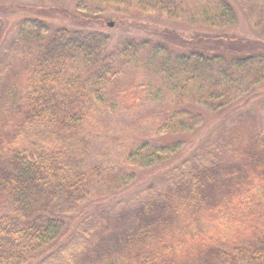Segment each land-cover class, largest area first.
I'll return each instance as SVG.
<instances>
[{
	"label": "trees",
	"instance_id": "16d2710c",
	"mask_svg": "<svg viewBox=\"0 0 264 264\" xmlns=\"http://www.w3.org/2000/svg\"><path fill=\"white\" fill-rule=\"evenodd\" d=\"M0 264H264V0H0Z\"/></svg>",
	"mask_w": 264,
	"mask_h": 264
},
{
	"label": "rangeland",
	"instance_id": "374dc122",
	"mask_svg": "<svg viewBox=\"0 0 264 264\" xmlns=\"http://www.w3.org/2000/svg\"><path fill=\"white\" fill-rule=\"evenodd\" d=\"M27 1L33 2V3H39V4H45L49 2V0H27ZM50 21L55 25H62V26L69 25V21L67 19L65 20L53 19ZM156 23L157 22H154V21H152V23H147V19H146L144 23L142 21L138 22L136 24L137 26L135 24L127 26L126 24V25H123V27L121 26L111 27V29H109L108 32H111L115 37L118 36V37L123 38L125 36H136L138 39H146L147 37H150V34L154 32L156 29L162 30L163 28L172 27L171 28L172 30L174 28H177L179 32L182 31L181 27H174L175 25L183 26L181 24H177L174 22L163 23L162 21H158V23L157 24ZM248 31H252V29L248 25V22L245 20L244 21L241 20V22L237 25L236 28H234L232 32L238 33V35L239 34L243 35L247 33ZM138 117H139V113L133 112L132 114L126 115L124 121L118 120V122L114 125V128L109 130V133L107 134V136H104L103 141H106L105 144L104 145L102 144L97 150L92 152L91 154L92 158L89 161L92 162L96 159L103 160L105 158H108V155L110 154L109 156H111V151L113 150L114 151L118 150L120 152L123 151L127 147V144L125 143V141L127 139L129 140V137L137 133H143L145 131H148L150 129L151 122L135 123L136 120H138ZM210 125L213 126V123H211ZM208 131H209L208 129L206 131V129L202 128L199 131H196L192 134L187 135L186 137L179 136V138L186 140V144L184 145V148L180 152V154H178L176 158H174L173 160L169 162L158 163L155 166L150 167L148 169H144V170L142 168H138L137 169L138 180L141 183L144 182L147 184L149 182H152V181L155 182L161 179L163 175L160 173L171 171L173 167L177 166L182 159L188 156H191L193 150L197 147L199 140L203 138L206 134L205 132H208ZM111 137H116L115 138L116 142L111 141L109 139ZM173 140H175L173 136H164L163 138L156 139L158 144L165 143V142L169 143V142H172ZM136 187L137 185H135L133 188L136 189Z\"/></svg>",
	"mask_w": 264,
	"mask_h": 264
},
{
	"label": "water",
	"instance_id": "95a60500",
	"mask_svg": "<svg viewBox=\"0 0 264 264\" xmlns=\"http://www.w3.org/2000/svg\"><path fill=\"white\" fill-rule=\"evenodd\" d=\"M111 25H113V24H111Z\"/></svg>",
	"mask_w": 264,
	"mask_h": 264
}]
</instances>
